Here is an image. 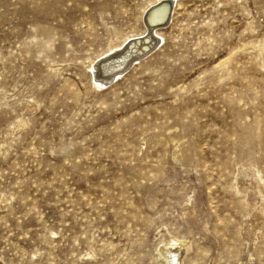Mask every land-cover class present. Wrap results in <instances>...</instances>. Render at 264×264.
<instances>
[{"label":"rangeland","instance_id":"obj_1","mask_svg":"<svg viewBox=\"0 0 264 264\" xmlns=\"http://www.w3.org/2000/svg\"><path fill=\"white\" fill-rule=\"evenodd\" d=\"M169 1L0 0V264H264V0Z\"/></svg>","mask_w":264,"mask_h":264},{"label":"bare ground","instance_id":"obj_2","mask_svg":"<svg viewBox=\"0 0 264 264\" xmlns=\"http://www.w3.org/2000/svg\"><path fill=\"white\" fill-rule=\"evenodd\" d=\"M161 1L163 0H149L148 4L145 5V9L141 17L142 24L145 27L144 29L145 33L143 32L144 36H142V38H139V39L136 38V40H139L138 42L132 41L129 43L128 46L126 44L124 47L119 49L117 52L113 53L112 55L113 57L110 58V56H107L106 58L100 59L97 62V64H95L96 71L94 70V72L96 74H99L100 76H103V77L98 78L97 79L98 81L105 83L106 81H109L115 78V76H118L121 73V71L118 72L117 70H119L124 65L127 59H129L133 55L134 56L143 55L153 48L152 44L153 42H155V39H154L155 36L153 35V32L154 34L155 33L157 34L160 27L163 26V25H158V26H155V25L164 24V23L166 24L169 19V11L171 13V10H172L171 3L170 4L161 3L159 5H156ZM145 42H148V43L144 45ZM143 46L145 47L144 49H146L148 46H151V47L148 50H144L142 49ZM102 83H96V84L97 86H102Z\"/></svg>","mask_w":264,"mask_h":264},{"label":"water","instance_id":"obj_3","mask_svg":"<svg viewBox=\"0 0 264 264\" xmlns=\"http://www.w3.org/2000/svg\"><path fill=\"white\" fill-rule=\"evenodd\" d=\"M167 23H168V22H167ZM167 23H166V24H167ZM166 24H165V23H164V24H157V25H155V26H158V25H166ZM155 26H154V27H155Z\"/></svg>","mask_w":264,"mask_h":264}]
</instances>
